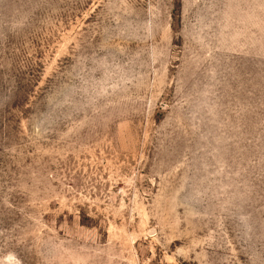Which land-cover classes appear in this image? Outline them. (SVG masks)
I'll list each match as a JSON object with an SVG mask.
<instances>
[{
	"label": "rangeland",
	"instance_id": "rangeland-1",
	"mask_svg": "<svg viewBox=\"0 0 264 264\" xmlns=\"http://www.w3.org/2000/svg\"><path fill=\"white\" fill-rule=\"evenodd\" d=\"M0 264H264V0H0Z\"/></svg>",
	"mask_w": 264,
	"mask_h": 264
}]
</instances>
